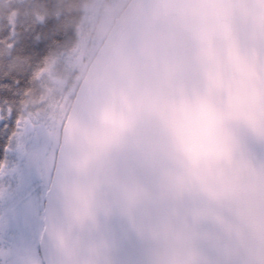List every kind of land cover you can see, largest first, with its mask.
I'll return each mask as SVG.
<instances>
[{
  "label": "clouds",
  "instance_id": "1",
  "mask_svg": "<svg viewBox=\"0 0 264 264\" xmlns=\"http://www.w3.org/2000/svg\"><path fill=\"white\" fill-rule=\"evenodd\" d=\"M53 7L79 39L13 102L0 264H264V0Z\"/></svg>",
  "mask_w": 264,
  "mask_h": 264
},
{
  "label": "trees",
  "instance_id": "2",
  "mask_svg": "<svg viewBox=\"0 0 264 264\" xmlns=\"http://www.w3.org/2000/svg\"><path fill=\"white\" fill-rule=\"evenodd\" d=\"M82 2L83 0H0V100L7 99L10 102V110L8 106L0 105V166L11 135L21 118L18 112H14L13 102H18L25 89L33 81H37L40 69L52 58L71 30L54 31L56 21L51 16L55 10L53 6L72 9L66 17L71 21L77 12L73 6ZM12 8L17 11L11 15L6 14L5 10ZM17 59L26 60L30 65L27 73H19L10 68L12 61Z\"/></svg>",
  "mask_w": 264,
  "mask_h": 264
},
{
  "label": "rangeland",
  "instance_id": "3",
  "mask_svg": "<svg viewBox=\"0 0 264 264\" xmlns=\"http://www.w3.org/2000/svg\"><path fill=\"white\" fill-rule=\"evenodd\" d=\"M78 39H79V33L74 32L71 29L67 37L65 38L63 44L58 46V50L55 51L52 58L48 62L54 61L58 57L66 56L69 50L74 47V44ZM42 75L43 73L40 71L37 76V81L41 79ZM28 119H30V117H28L26 113L24 116H21L16 130L11 135V138L6 148L5 158L0 166V179H3L5 175H10L14 181L20 183L22 181L27 180V178L30 177V173H28L27 170H23V171L18 170L19 161L21 159V151L23 147V137L25 135L24 121ZM31 187L33 192H36L38 190V185L34 183L31 185ZM2 219H3V212H2V205H0V222H2ZM11 228H12V232L10 234H14L15 231L19 229H21V232L23 233L24 229L26 228V221L23 220V218L15 217L12 219Z\"/></svg>",
  "mask_w": 264,
  "mask_h": 264
},
{
  "label": "snow or ice",
  "instance_id": "4",
  "mask_svg": "<svg viewBox=\"0 0 264 264\" xmlns=\"http://www.w3.org/2000/svg\"><path fill=\"white\" fill-rule=\"evenodd\" d=\"M8 91H11V89H8ZM0 105L8 106L9 107V110H10V102H9V100H7V99L0 100ZM9 117H11V116H9Z\"/></svg>",
  "mask_w": 264,
  "mask_h": 264
},
{
  "label": "flooded vegetation",
  "instance_id": "5",
  "mask_svg": "<svg viewBox=\"0 0 264 264\" xmlns=\"http://www.w3.org/2000/svg\"><path fill=\"white\" fill-rule=\"evenodd\" d=\"M28 176V175H27ZM28 182L30 183L31 181L29 180V177L27 178ZM38 191V190H37Z\"/></svg>",
  "mask_w": 264,
  "mask_h": 264
}]
</instances>
